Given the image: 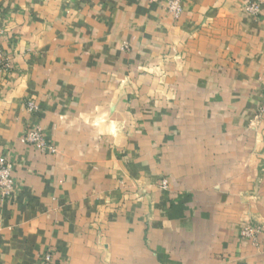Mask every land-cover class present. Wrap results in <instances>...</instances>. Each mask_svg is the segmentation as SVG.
Returning a JSON list of instances; mask_svg holds the SVG:
<instances>
[{
	"label": "crops",
	"instance_id": "obj_1",
	"mask_svg": "<svg viewBox=\"0 0 264 264\" xmlns=\"http://www.w3.org/2000/svg\"><path fill=\"white\" fill-rule=\"evenodd\" d=\"M166 1L0 0V264H264V0Z\"/></svg>",
	"mask_w": 264,
	"mask_h": 264
},
{
	"label": "built area",
	"instance_id": "obj_2",
	"mask_svg": "<svg viewBox=\"0 0 264 264\" xmlns=\"http://www.w3.org/2000/svg\"><path fill=\"white\" fill-rule=\"evenodd\" d=\"M166 7L168 11L173 15V17L177 18L182 12V6L180 0H167ZM2 34V30L0 28V36ZM10 63L1 47L0 42V74L9 71ZM27 108L30 111H36L37 107L32 103H27ZM21 142L29 144L37 148L42 152H56L54 146L50 143H47L41 133V129L39 127H35L29 131H27L21 138ZM165 185V182H163ZM13 186V178H12V165L10 161L5 157H0V202L6 200L11 192ZM260 227L252 224L245 223L241 230V235L243 238L255 240L256 235ZM37 264H52V251L46 250L40 255V260Z\"/></svg>",
	"mask_w": 264,
	"mask_h": 264
},
{
	"label": "rangeland",
	"instance_id": "obj_3",
	"mask_svg": "<svg viewBox=\"0 0 264 264\" xmlns=\"http://www.w3.org/2000/svg\"><path fill=\"white\" fill-rule=\"evenodd\" d=\"M261 1L259 0H254V1H249L245 7H244V11L246 13H248L249 15L256 17L260 14V10H261ZM170 13V12H169ZM171 14V13H170ZM172 15V14H171ZM173 16V15H172ZM175 18V17H174ZM2 30V29H1ZM258 115H263L264 114V88H263V100L262 103L259 105L258 107V111H257ZM163 182H165V185L163 184ZM161 187L163 189H167L168 188V182L166 180H162L161 181ZM245 223H251V222H246L244 221L243 225ZM256 225V224H254ZM257 226V225H256ZM243 227V226H242Z\"/></svg>",
	"mask_w": 264,
	"mask_h": 264
}]
</instances>
